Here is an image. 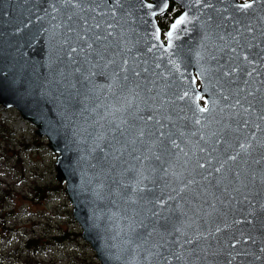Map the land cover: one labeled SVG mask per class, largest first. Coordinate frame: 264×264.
Segmentation results:
<instances>
[{"label": "water", "instance_id": "obj_1", "mask_svg": "<svg viewBox=\"0 0 264 264\" xmlns=\"http://www.w3.org/2000/svg\"><path fill=\"white\" fill-rule=\"evenodd\" d=\"M173 1L0 0V103L101 264H264V0Z\"/></svg>", "mask_w": 264, "mask_h": 264}, {"label": "rangeland", "instance_id": "obj_2", "mask_svg": "<svg viewBox=\"0 0 264 264\" xmlns=\"http://www.w3.org/2000/svg\"><path fill=\"white\" fill-rule=\"evenodd\" d=\"M45 141L14 106L0 103V263L101 264Z\"/></svg>", "mask_w": 264, "mask_h": 264}, {"label": "trees", "instance_id": "obj_3", "mask_svg": "<svg viewBox=\"0 0 264 264\" xmlns=\"http://www.w3.org/2000/svg\"><path fill=\"white\" fill-rule=\"evenodd\" d=\"M169 6L170 7L168 10H166L163 13H160L159 16H157L159 23L161 25L165 22H168L170 20L171 16H173L180 9V6H178V4L175 1H171Z\"/></svg>", "mask_w": 264, "mask_h": 264}, {"label": "snow or ice", "instance_id": "obj_4", "mask_svg": "<svg viewBox=\"0 0 264 264\" xmlns=\"http://www.w3.org/2000/svg\"><path fill=\"white\" fill-rule=\"evenodd\" d=\"M244 7H248V5H244ZM183 21H184V17L182 16L179 20H177L174 24H172V26H171L172 29L175 30L179 24L183 23ZM167 36L171 37L172 36V32L169 31L167 33ZM73 51H75V49H73ZM185 95H187V94H185ZM205 110H206L205 108H201L200 109L201 112H203ZM197 123H199V121H197ZM141 135H143V132H141ZM200 167H204V165L201 164ZM217 171H219V169H217Z\"/></svg>", "mask_w": 264, "mask_h": 264}]
</instances>
